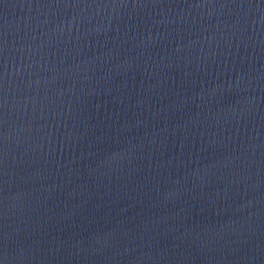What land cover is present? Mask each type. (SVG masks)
Masks as SVG:
<instances>
[{
    "label": "water",
    "instance_id": "water-1",
    "mask_svg": "<svg viewBox=\"0 0 264 264\" xmlns=\"http://www.w3.org/2000/svg\"><path fill=\"white\" fill-rule=\"evenodd\" d=\"M0 264H264V0H0Z\"/></svg>",
    "mask_w": 264,
    "mask_h": 264
}]
</instances>
